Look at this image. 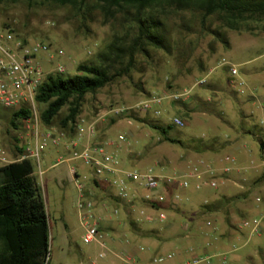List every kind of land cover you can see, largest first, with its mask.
Segmentation results:
<instances>
[{"label": "rangeland", "instance_id": "374dc122", "mask_svg": "<svg viewBox=\"0 0 264 264\" xmlns=\"http://www.w3.org/2000/svg\"><path fill=\"white\" fill-rule=\"evenodd\" d=\"M164 6L168 13L161 20L167 29L170 51L149 47L147 55L139 54L129 75L85 97L77 122L97 121L101 132L98 143L108 153L117 155L125 169L153 168L159 176L187 180L189 187L177 193L190 200L185 204L168 196L166 202L158 204L159 208L146 202L130 205L116 197V189L111 185L94 184V169L81 160L59 163L60 155H68L66 147L49 145L41 154L43 174L35 168V177L49 217L51 264H123L112 253L107 259H100L102 246L83 242L85 229L78 208L82 191L96 203L99 222L112 224L109 229L102 228L105 241L115 236L132 254H145L148 264H153L155 256L168 252L175 253V257L163 264H171L178 253L173 239L185 240L181 247L193 248V259L200 258L199 264H264L263 254L253 255L258 249L257 241L264 248V228L260 234H251L246 244L245 239L229 250H204L215 243L209 234L226 237L241 231V221L264 218V201H256L257 197L264 198V158L259 142L244 133L246 123L261 126L264 117V20L249 21L241 29L233 30L225 27L217 15L203 20L200 12H174ZM129 28L123 13L106 23L94 1H89L82 12L40 1L0 2V29H10L27 49L46 43L50 53L37 59L46 71L63 64V78L76 75L77 66L82 63L97 62V55L113 36L126 34ZM59 50L64 52L62 56L54 54ZM233 66L243 87L232 85ZM238 89H243L244 94ZM187 91L189 95L184 99L165 98L148 112L133 110L116 118L102 117L112 109L132 108L153 96ZM45 107L37 104L40 119ZM157 111L159 115L155 114ZM66 113L64 108L50 128L74 138L76 131L69 134L61 127ZM176 115L185 121V126L169 132L168 137L175 141L172 142L152 124L167 126ZM12 119L13 112L0 106V166L19 161L25 155V143L18 139L25 135L23 119L17 127L12 125ZM83 126L82 136L86 137ZM120 136L124 139L120 140ZM79 138L80 135L74 140ZM213 139L225 146L217 145L209 152H197L190 147L194 140ZM227 156L235 162H227ZM195 166L201 172L207 167L220 175L227 167L231 172L228 178L221 176L216 188H197L198 180L189 176ZM72 168L80 173L78 183L71 179ZM93 187L96 189L91 190ZM222 196L234 199L219 211L203 214L201 208L206 202L212 203ZM162 213L167 220H160Z\"/></svg>", "mask_w": 264, "mask_h": 264}, {"label": "trees", "instance_id": "16d2710c", "mask_svg": "<svg viewBox=\"0 0 264 264\" xmlns=\"http://www.w3.org/2000/svg\"><path fill=\"white\" fill-rule=\"evenodd\" d=\"M20 0H0V2ZM48 2L60 6H70L82 12L89 1H94L108 23L119 13H123L130 28L126 34H116L106 48L97 55V62L82 63L77 66V74L68 78L51 75L40 86L36 102L45 105L41 120L45 126H53L54 120L67 108L61 120V127L76 131L77 119L82 103L88 94L99 90L127 76L135 68L139 54L147 55L148 48L154 47L170 51L167 29L161 17L167 8L174 12L184 10L202 13L205 20L217 15L227 28L238 30L249 21L264 20V0H27ZM131 29V31H130ZM133 29L136 30L132 36ZM30 115L28 110L13 113L11 123L17 127L21 118ZM153 128L165 136L166 140L175 126L152 124ZM245 134L253 136L260 144L264 158V127L245 126ZM216 139L194 140L190 147L197 152L213 151ZM19 152H22L21 149ZM35 167L31 160L11 162L0 167V264H51L49 217L40 187L35 177ZM264 178V174L261 179ZM97 183V182H96ZM170 195V194H169ZM92 199V198H91ZM234 198L222 196L212 203L206 202L201 208L203 214L219 211ZM154 208L158 204L153 205ZM152 207V206H151ZM133 225H135L133 223Z\"/></svg>", "mask_w": 264, "mask_h": 264}, {"label": "built area", "instance_id": "2783aa9c", "mask_svg": "<svg viewBox=\"0 0 264 264\" xmlns=\"http://www.w3.org/2000/svg\"><path fill=\"white\" fill-rule=\"evenodd\" d=\"M43 53H50V47L46 43H37L27 49L21 40L15 39L10 29H0V106L13 113L21 110L30 112L27 118H23L24 129L29 132V140L25 146V155L22 159L31 160L36 170L39 169V174L42 175V152L49 145L55 147L64 146L68 151V155H60L59 163L81 160L94 169V176L97 181L103 177H110V185L116 189V197L120 201L127 202L130 205L134 202L138 204L146 202L154 208V204L164 203L170 196L174 202L187 203L190 198L177 193L179 190L182 192L189 187L187 180L175 176H159L153 168L144 171L127 170L121 165L119 157L108 153L102 144L88 145L83 149H79L77 140H74L75 137L78 135H80V138L84 137L82 136L85 131L83 125L86 126L88 136H95L98 131L97 121L88 123L85 120H81L77 122V135L74 138H69L64 132H57L43 124L37 110V92L49 76L63 75L66 72L65 66L61 63L56 64L50 71H46L37 59ZM54 54L62 56L64 52L59 50ZM230 72L232 85L234 87H243V83L236 79L238 70L233 66ZM203 83L200 82V84ZM238 92L244 94L243 89H238ZM188 93L189 91L172 95L165 94L164 97L153 96L151 99L141 102L132 108L112 109L104 113L102 117L116 118L133 110L148 112L153 109L154 105H160L165 98L178 101L187 97ZM155 114L159 115L160 113L157 111ZM171 124L176 128H183L185 121L175 116ZM261 126L264 127V117L262 118ZM119 139L123 140L124 137L120 136ZM64 156L68 157L65 158ZM226 161L234 163L235 159L227 156ZM71 172L72 177L78 183L79 171L73 168ZM230 172L231 168L229 167L224 168L221 175L217 174L211 167H207L205 172H201L195 166L192 173L189 172V176L198 180L197 188L202 186L216 188L221 176L228 178ZM35 174H37L36 171ZM77 186L82 190L80 184H77ZM80 198L78 208L85 229L83 242L85 244H100L104 251L99 254V258L107 259L112 252L107 247L100 220L95 215L96 204L93 199L86 197L84 191H82ZM256 201L261 203L264 198L257 197ZM160 220H167L166 215L162 213ZM239 228L249 229L253 234H260L264 228V218L245 219L241 221ZM190 251H193V249L191 248ZM174 257L175 253L159 254L153 258L152 262L153 264H163ZM122 259L126 263H130L132 260L127 254H123ZM200 262L201 259L196 258L190 260L187 264H199Z\"/></svg>", "mask_w": 264, "mask_h": 264}, {"label": "crops", "instance_id": "0c3cea01", "mask_svg": "<svg viewBox=\"0 0 264 264\" xmlns=\"http://www.w3.org/2000/svg\"><path fill=\"white\" fill-rule=\"evenodd\" d=\"M230 79H231V72H230ZM176 116H178V115H176ZM178 117H180V116H178ZM244 117L248 118V116H244ZM21 119H23V118H21ZM250 126H252V125H249L248 123H246V127H250ZM46 127H48V126H46ZM100 133L101 132L99 131V128H98V132H97V134L95 136H88L87 135L86 137L85 136L81 137L79 140H77L78 148L79 149H83V148H85L88 145L100 144V143H98V142H100L99 141L100 136H101ZM24 136H25V138H24ZM24 136H21L18 139H22L20 141L24 142L25 146H26V144H27V142L29 140V137H28L29 136V132L26 129H25V135ZM207 152H209V151H207ZM21 160L22 159H20L19 161H21ZM72 169H71V171H72ZM71 174H72V172H71ZM71 179H73L72 176H71ZM110 179H111L110 177H104V179H101L99 181L95 180L94 184H96L98 186H101V185L104 186V185H108V184L110 185ZM94 189H96V188L93 187L91 190H94ZM96 208H97V205H96ZM261 212H263V210H261ZM256 216H258V215H256ZM261 216L264 217V214L261 215ZM101 226H102V228L109 229V228L112 227V224H110V223H105V224L101 223ZM218 234H216V233L209 234V236L211 238H213L215 243L213 244L212 248L210 247L207 250L204 249L205 252H208L211 249H215V250L228 249L229 250V249L232 248V245L235 244V246H236L237 243H242L245 239H246V241H245V244H246V243H248L250 241V239L252 237L251 234H253V233L249 229H241V231L239 230L237 233L228 234L226 237H221L220 238V236ZM173 240H172V242L175 243L176 250L178 251V253L176 255V258L171 262V264H187L188 262H190L191 259L196 257V254L194 253V250L190 251L191 248H189V247H187V248H182L181 247L182 243L185 242V244H186L185 240H183V241L182 240H178V239L174 240V241ZM190 241L191 240H189L188 243H190ZM107 242H108V240H107ZM256 244H257V248L258 249H256V251H254L255 253L253 255H261V254L264 255V248L262 247V245L260 243H258V241H257ZM242 246H240L239 248H242ZM107 247L110 249V251L112 252L113 256H115L116 258L122 260L123 264H148V262H146V255L145 254H141V253H138V252L137 253L135 252L134 254H132L133 251H129L128 249H126L125 243L123 241L119 240L118 238H116L115 236L111 237L110 241L107 243ZM123 254H127L128 256H130L132 258L130 263H126L122 259V255ZM250 255H252V254H250ZM108 264H114V262H111V263H108ZM149 264H150V262H149Z\"/></svg>", "mask_w": 264, "mask_h": 264}]
</instances>
